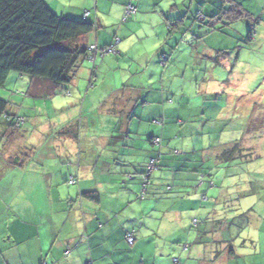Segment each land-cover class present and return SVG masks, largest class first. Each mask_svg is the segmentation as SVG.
<instances>
[{"label":"rangeland","instance_id":"1","mask_svg":"<svg viewBox=\"0 0 264 264\" xmlns=\"http://www.w3.org/2000/svg\"><path fill=\"white\" fill-rule=\"evenodd\" d=\"M205 1H184L179 14L174 7L173 23L180 15L185 20L172 32L176 40L172 46L164 41L169 39L164 37L165 31L155 25L162 14L159 10L167 12L170 0H140V15L126 22H120L121 17L110 10L113 4L108 7L100 1L103 24L114 25L113 28L121 25L120 34L124 36L115 41L114 53L98 55L94 62L83 59L84 68H79L74 81L51 97L27 94L29 77L9 72L0 86V98L8 103L7 113L19 118V122L12 120L14 128L8 126L7 119L0 123L2 259L13 256L14 264H18L17 245L35 248L33 240L19 242L18 238L25 233L40 232L45 236L40 264H52L66 249H74V245L61 248L54 240L69 237L77 226L83 228L85 224L83 215L78 220L76 216L73 218L74 211L69 213L75 207L78 186L66 180L70 173H76L78 144L74 134L79 132L80 143H85L82 146L91 142L98 150L99 156L89 160L93 167L87 174L91 190H100L99 185L108 181L105 173L95 168L101 162L109 164L115 181L112 190L97 191L103 198L100 204L93 205L104 213L115 207L110 211L113 217L132 216L133 207L138 209L143 202L140 195L145 198L149 194V185L146 194L141 188L134 193L129 188L125 190L128 180L114 171L119 166L116 161L126 160L128 165L130 159L141 157L144 147L155 150V159L160 156L151 178L160 184V189H165L168 183L187 181L189 192L179 202H173L171 194L153 201L156 207L142 215L144 226H140L139 220L129 222L133 224L130 225L125 219L133 231L146 232L141 238L155 249L156 257L159 251L169 254L174 250L175 258L186 259L189 252L178 251L183 249L180 245L188 248L199 230H210L212 223L206 214L213 212L217 215V231L226 238L230 236L227 251L218 249V241L217 255L210 254L216 243L208 237L204 244L198 245L199 254L190 255L185 264H264V221H261L264 220V0H237L249 13L230 23L219 17L213 25L209 24V18H195ZM208 1H214L211 2L214 5L222 3ZM137 2L133 0L132 4ZM168 14L172 17V13ZM160 32H163L159 37L162 46L154 45ZM161 47L165 55L159 52ZM129 86H135L132 93L138 103L132 109L123 104L118 106L119 91ZM124 123L126 131H122ZM164 125L170 127L169 137H163L161 146L149 143L151 135L161 138ZM101 134H106L109 140L106 147L101 145ZM121 139L128 141L124 143ZM234 141H242L246 150L241 158L227 159L222 152ZM161 157L171 162L181 159L183 165L162 166ZM85 159L86 156L81 157L83 165L89 163ZM121 192L131 198L130 202L113 204L111 200H120ZM58 193L62 195L61 201ZM93 211L94 208L90 215ZM117 223V219L111 220L109 226ZM82 228L83 236L87 237ZM178 238L180 242H176ZM8 245L10 254L4 249ZM116 246L131 249L125 254L119 250L113 253V243L109 242L100 246L99 251L111 253L110 260L112 256L131 255L140 264L144 254L138 249L133 252L127 242ZM150 253L147 249L146 255Z\"/></svg>","mask_w":264,"mask_h":264},{"label":"crops","instance_id":"2","mask_svg":"<svg viewBox=\"0 0 264 264\" xmlns=\"http://www.w3.org/2000/svg\"><path fill=\"white\" fill-rule=\"evenodd\" d=\"M46 3L49 5V7L57 14L64 16V17H68V18H72V19H76V20H86L89 23H92L94 25V29H93V34H91V32L85 37L86 43L87 44H96L98 47H104L110 44L115 43V41L118 39V36H121L123 34H120V28L121 25H119V27H114V25H112V27H109L103 24V20L101 19V17L99 16V10H101L104 13V10L101 8V3L100 1L104 2L105 4L108 5L109 4H113L112 6H114L113 8H110V10L114 11L118 17H121L120 22H126L128 21V19H136L139 13V9H141V3L140 0L139 2L136 3V5L132 4L133 0H45ZM171 2L169 3V8H167V12L166 11H162L159 10V12L161 11V17L158 19L156 18V24L155 25H159V28H161V30H164V37H168L169 39L164 40L168 45L172 44L174 41H176L173 38V33L171 34L168 30L167 27V22L168 21H172L173 22V13L175 11V8H177V12L182 13L181 11L183 10L185 3L184 1L186 0H170ZM128 5L133 6L134 11L127 13L126 14V8L128 7ZM156 5V3H155ZM198 5H200L198 3ZM204 4H201L200 7L201 9L204 7ZM187 8V6H186ZM201 10H197V14L200 12ZM165 12V13H164ZM172 13V17L168 14V13ZM143 13H149L147 11L143 12ZM167 13V14H166ZM170 17V18H168ZM178 19H181V23H183V21L185 20L184 15H180L178 17H176ZM180 23V24H181ZM184 24V23H183ZM116 26H118V24H116ZM153 26V25H152ZM114 29V30H113ZM110 31H113V37H112V32L110 33ZM169 34L167 36L166 35ZM124 34H127L126 32ZM160 34H162L163 36V32H160L158 34L157 38H154V45L156 43H158L159 46H162L161 41H159V37H162ZM160 35V36H159ZM124 36V35H123ZM120 39V38H119ZM173 45V44H172ZM170 45V46H172ZM159 49V48H158ZM162 51V52H160ZM165 50L162 49V47L159 49V52L163 55H165L164 53ZM90 53V52H89ZM96 55H100V53H96ZM97 56L95 57V59L97 58ZM103 56V55H101ZM89 59V58H88ZM94 59V60H95ZM91 60V59H90ZM92 61V60H91ZM94 62V61H93ZM81 68L83 66V64H81L80 66ZM91 82V81H90ZM92 83V82H91ZM90 83V84H91ZM92 86V84H91ZM124 87V86H123ZM130 87V88H129ZM128 88H123V90H120L119 92H121V96H119V98L123 101L121 102V100H118V106H121L122 104L127 106V108L132 109L133 107H135L138 103H136V101L134 100V94L132 93V91H134L135 86L131 87L129 86ZM137 92V91H136ZM70 93V92H69ZM118 97V96H117ZM86 99V98H85ZM84 99V101H85ZM145 102V101H143ZM142 102V103H143ZM153 102H156L155 100H153ZM146 103V102H145ZM155 111H159L156 107L153 108ZM166 113H168V110H166ZM171 113V112H170ZM163 116L166 115L164 112L162 113ZM107 115V114H106ZM158 114H156L155 117H157ZM104 120H108V119H104ZM24 121V120H23ZM22 121V122H23ZM157 122V121H154ZM165 122V121H164ZM8 126L9 127H13V123H11L10 120H8ZM14 128V127H13ZM127 129V125L126 123L123 124L122 127V131H126ZM163 133L161 134V138H160V146L161 144H163V137H169L168 134H170V127L164 125L163 127ZM157 133V132H156ZM102 136L100 137L101 139V145L103 147H106V145L109 143V140L107 138L106 134H101ZM126 135H124L125 137ZM79 132H76L74 134V139L75 142L78 144V149H77V154L76 157H78V163H77V167L76 169V173L71 174L68 176V178L66 179L67 181L72 177L76 179V183H73L71 185H75L77 184L78 186V195H77V200L75 203V207L77 208H73L69 213H71L72 211H74V215L73 218H76L79 220L80 215L84 217L85 219V224L83 225L84 227H80L82 228L83 232L85 231L88 236L84 237L82 231L80 230V228H78V226L76 227V229L74 230V232L70 233L69 237H63L62 239L59 240H54V243H57L60 245V247H66L69 245H74V249L72 251H70L69 249H66L64 251V254L59 256L58 259L53 262L52 264H138V261H136V259H131V255H125L124 257L122 256H112L111 260L109 259L110 254L108 253V251L106 250L105 252H101L99 251V247L104 245V244H108L109 242L113 243V253H116V250L122 251V253L125 254V251L130 252L131 248L128 247H123L122 249H120L118 246H116L117 243H122V244H126V233L131 231L133 233L134 236V243L130 246H132L133 248V252H135L137 249L138 252L146 255V250L149 249L150 250V254H147L146 258H144V255H142V258L140 257V264H172L173 262L178 263V264H185L186 261L190 258V255H198L200 252V246H198L199 244H204V239H207L208 237L211 238V240L216 243V245H214L213 247L210 248V254L215 253V256L217 255V242L219 241V245H218V249L222 250L224 252L227 251V247L230 244L228 242V239L230 238H226L224 236V233H219L217 231V215H213V212H208V214L206 215H210L208 221H210V223H212V225L210 226V230L206 231H198V234L195 237V241L194 243H192V245L190 244L188 246V248L186 247L185 244L180 245V247L183 246V249L179 248L178 251L181 250H187V252H189L186 257V259L184 258H175L173 255L175 253L174 250H172V252H169V254H165L162 251H159V257L157 256V253L155 251L154 248L149 247V245L147 244V241H145L143 238H141V234H146V232H142L141 229L137 230V231H133L132 228H129V226H127L125 223L128 218V223L131 221H134L135 223H137V221H140V226H144L145 222L142 218V215L144 214H148L152 211V206L153 208L156 207V205L153 203V201H158L161 197H163V195L168 194V195H172L173 202H179V199L183 198L184 195H187L189 192V189L187 188V184L186 182H181L179 184H176L175 182H173L172 184L168 183L165 189H160V184L154 183L153 181H151L152 176L154 175V173L156 172L155 169L157 168L156 165L153 167L150 175H149V182L146 183L145 186V194H146V190H147V186L149 185V194L144 198V196L140 195V198L143 199V202L139 204V208L136 209L135 207H133L131 213H134L132 216L134 215L137 217L136 218H132L130 219L129 216L127 218H121L120 216L115 215L114 217L112 216V213H110L111 209L113 208H107L106 213H104V211L102 209H98L95 208V205H93V203L96 204H100L101 200L103 197H100L99 194L97 193V191H101L106 193V191L108 189L112 190V184L115 183V181L113 180L112 176L110 175V171H109V164L106 162H101L99 167H96L99 171H101L102 173H105V175L107 176V182H103L102 184L99 185L100 190H95V188L93 190H91V186L90 183L88 181L87 178V174L90 171V168L92 169V165L90 164L91 162L89 160L93 159L96 155H98V150H96V146L94 144H92L91 142H89V144H86L85 146H82V144L85 143H80V138H79ZM123 136H120V138H122ZM150 137H156L159 138L155 135H151ZM130 138L128 137V140ZM124 143H126L128 140L125 139H121ZM148 142L151 143L148 139ZM162 142V143H161ZM124 146L128 147L127 145L124 144ZM75 147V146H74ZM144 147V146H143ZM154 153L155 150H152L151 148H145L141 153V157L138 158L137 160L134 159H130L131 161H129L128 165H125V163H122L120 161H116L118 163L119 166H115V170L116 173L118 175H123L124 178H126L128 180V185L124 187L125 190H128V188L130 190L131 193H134L133 191H137L138 188H141V192H142V180H143V175L144 173L148 170L146 167H148V163L151 162V159H154L156 161V163H158L159 159H155L154 158ZM127 155V153H126ZM86 156V161H89V163H86L83 165L81 157ZM88 159V160H87ZM98 163V161L96 162ZM172 163L179 165H183V160H174V162H171V160L168 159H163V157H161V164H163L162 166H166V167H171ZM107 165V166H105ZM192 167H196V165L192 166ZM150 168V165H149ZM147 169V170H146ZM154 170V171H153ZM69 172H73L72 169H69ZM125 179V180H126ZM125 180H122L123 183H125ZM69 183V182H68ZM70 184V183H69ZM177 186H176V185ZM108 185V186H107ZM102 189V190H101ZM108 190V191H110ZM88 192H96L97 193V198L96 199H92L89 198L87 196H85V193ZM140 192V193H141ZM108 193V192H107ZM62 195L60 193H58V200L61 201ZM70 197V196H69ZM57 198V197H56ZM130 202L131 198L129 196H127L124 192L120 193V200L118 199H113L111 200L113 204L115 205H122L125 204L126 201ZM78 203V206H77ZM173 206V204H172ZM145 207V208H143ZM79 208V209H78ZM95 209V211H93L92 215H90V211L91 209ZM61 211L63 210V207L61 206ZM82 209V210H81ZM125 209V207L123 208V210ZM146 209H149V212H146ZM88 210V213H86L85 211ZM52 213V211H50ZM130 214V212H128ZM88 217V218H87ZM118 220V223L115 226L110 227L109 224L111 223V220ZM193 221V220H192ZM261 221H264L263 218H261ZM130 224V223H129ZM133 225V224H130ZM139 227V226H138ZM81 232V234H80ZM218 232V233H217ZM195 235V234H194ZM144 237V236H143ZM21 241L19 242H27L29 240H33L34 244H35V248L34 249H30L29 246H27L26 248L18 246V248H20L17 252L18 254V264H40V259L42 257V251L44 250V241H45V236H42V234L40 232H38L37 234H35V232L33 233H25V235L21 236L20 238ZM151 242L153 244L154 238L153 236L150 237ZM221 239V240H219ZM87 240V241H86ZM86 241V242H85ZM176 242H180V238H178L176 240ZM17 244V242H16ZM143 244H146L145 247L143 246ZM37 245V246H36ZM207 247V246H205ZM223 247V248H221ZM11 245H8L7 247H5L4 249H10ZM187 248V249H186ZM8 250L6 251L7 253ZM145 252H144V251ZM216 251V252H215ZM101 252V254H100ZM10 254V253H9ZM234 256V252L231 249V256ZM65 256V257H64ZM134 257H136V254H134ZM230 257V255H229ZM13 256H11L9 258V260L7 259H2V254H0V264H14L13 262ZM217 258H215V261ZM177 260V261H175ZM136 261V262H135ZM214 261V262H215ZM148 262V263H146ZM150 262V263H149Z\"/></svg>","mask_w":264,"mask_h":264},{"label":"trees","instance_id":"3","mask_svg":"<svg viewBox=\"0 0 264 264\" xmlns=\"http://www.w3.org/2000/svg\"><path fill=\"white\" fill-rule=\"evenodd\" d=\"M221 1L214 5L211 4L214 1L206 0L195 18H209V24L213 25L219 17L230 23L242 18L245 12L249 13L237 0ZM180 23L181 19L175 23L168 21L169 32L179 29ZM93 29L94 25L85 19L76 20L55 13L45 0H0V86L10 71H17L29 77L26 93L31 96L51 97L60 88L65 89V85L74 81L82 60L89 58L85 37ZM7 107V101L0 98V123L2 119L11 123L16 119L18 123L19 118L7 113ZM148 139L152 144L160 145V138L156 143V137ZM244 150L242 141H234L222 155L227 159L241 158ZM152 160L154 167L156 161ZM152 169L148 168L143 175L142 192ZM85 196L96 199L97 193L88 192Z\"/></svg>","mask_w":264,"mask_h":264},{"label":"built area","instance_id":"4","mask_svg":"<svg viewBox=\"0 0 264 264\" xmlns=\"http://www.w3.org/2000/svg\"><path fill=\"white\" fill-rule=\"evenodd\" d=\"M134 11L133 9V6L131 5H128V7L126 8V14L127 13H130ZM89 50H90V54H89V58L94 61L95 57L97 56L96 53H100V55H104V54H107V53H111V52H115V48L113 46V44H110V45H107V46H104V47H98L95 43L94 44H90L89 45ZM155 143L158 141V139L156 138L155 140ZM152 164H150V168H153V160L151 161ZM68 182L70 184H73V183H76V179L75 178H70L68 180ZM147 183V182H146ZM126 240L129 244H133L134 243V236H133V233L130 232L126 235ZM177 261V260H175Z\"/></svg>","mask_w":264,"mask_h":264}]
</instances>
